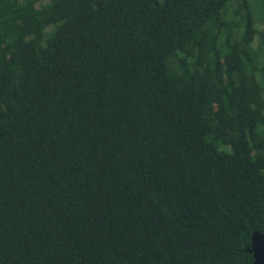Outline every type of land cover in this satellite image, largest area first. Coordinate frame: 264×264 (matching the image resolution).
<instances>
[{"label": "trees", "instance_id": "16d2710c", "mask_svg": "<svg viewBox=\"0 0 264 264\" xmlns=\"http://www.w3.org/2000/svg\"><path fill=\"white\" fill-rule=\"evenodd\" d=\"M264 0H0V264H254Z\"/></svg>", "mask_w": 264, "mask_h": 264}, {"label": "water", "instance_id": "95a60500", "mask_svg": "<svg viewBox=\"0 0 264 264\" xmlns=\"http://www.w3.org/2000/svg\"><path fill=\"white\" fill-rule=\"evenodd\" d=\"M249 251L254 256V264H264V234L255 232Z\"/></svg>", "mask_w": 264, "mask_h": 264}]
</instances>
